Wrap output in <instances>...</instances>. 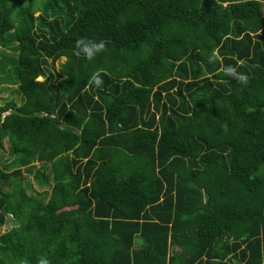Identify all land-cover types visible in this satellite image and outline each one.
<instances>
[{
  "label": "trees",
  "instance_id": "trees-1",
  "mask_svg": "<svg viewBox=\"0 0 264 264\" xmlns=\"http://www.w3.org/2000/svg\"><path fill=\"white\" fill-rule=\"evenodd\" d=\"M9 46L0 264H264V0H0Z\"/></svg>",
  "mask_w": 264,
  "mask_h": 264
},
{
  "label": "rangeland",
  "instance_id": "rangeland-1",
  "mask_svg": "<svg viewBox=\"0 0 264 264\" xmlns=\"http://www.w3.org/2000/svg\"><path fill=\"white\" fill-rule=\"evenodd\" d=\"M37 16V14L35 15ZM7 38L10 40H14L13 34L9 33L7 35ZM17 51H15L12 46H9L7 48H0V65L1 66V71H0V105H5V104H15V105H21L22 103V97L17 93V88L16 86H13L14 80L9 79L7 77H12L14 76L13 70L15 68V65L17 64ZM64 63V59H60L59 62L55 63L54 69L55 72H58L60 70V64ZM14 79V78H13ZM38 82L43 81L42 78L37 80ZM4 149L0 151L2 155L5 156V153L7 151L8 145H7V140L4 139L2 141ZM41 166V164H40ZM2 169V166L0 165V170ZM31 169V168H30ZM46 175L51 178L50 172H49V167L46 166ZM23 172V178H30L26 174V172ZM30 184L32 187L33 192H39L41 193L42 191H47L48 189L46 188H40L34 180H30ZM31 192H29L30 194ZM4 232V228L1 229V233Z\"/></svg>",
  "mask_w": 264,
  "mask_h": 264
},
{
  "label": "clouds",
  "instance_id": "clouds-1",
  "mask_svg": "<svg viewBox=\"0 0 264 264\" xmlns=\"http://www.w3.org/2000/svg\"><path fill=\"white\" fill-rule=\"evenodd\" d=\"M78 49L77 54H82L88 60L94 59L99 53L103 52L105 49V43L97 41L94 39H89L87 37H81L76 45ZM227 72L230 75H234L241 83L246 84L248 77L242 73L237 72V69L233 66L227 68ZM103 84L101 75L99 72L94 73L89 79L90 86L100 87ZM38 264H50L49 260L46 257H41L38 261Z\"/></svg>",
  "mask_w": 264,
  "mask_h": 264
}]
</instances>
